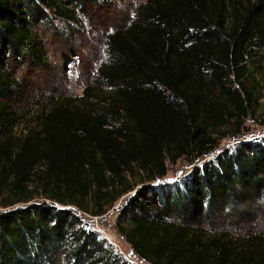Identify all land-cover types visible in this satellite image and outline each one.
I'll list each match as a JSON object with an SVG mask.
<instances>
[{"label": "trees", "instance_id": "obj_1", "mask_svg": "<svg viewBox=\"0 0 264 264\" xmlns=\"http://www.w3.org/2000/svg\"><path fill=\"white\" fill-rule=\"evenodd\" d=\"M111 1L0 0V138L23 115L18 71L50 66L44 33L59 36L56 20L98 17ZM106 52L81 97L54 99L37 116L35 137L27 135L18 151L0 149L11 191L18 190L8 205L23 202L0 211V264H132L73 207L91 213L83 200L94 193L99 206L92 213L102 214L109 194L103 188L123 184L135 165L146 174L144 185L123 207L118 231L139 258L264 264V232L233 240L203 227L256 219L264 134L219 152L178 182L149 184L167 174V159L206 156L221 128L233 119L236 132L244 126L252 67L263 64L264 0H143L129 25L107 36ZM31 182L43 200L32 201ZM132 190L124 183L114 199Z\"/></svg>", "mask_w": 264, "mask_h": 264}, {"label": "rangeland", "instance_id": "obj_2", "mask_svg": "<svg viewBox=\"0 0 264 264\" xmlns=\"http://www.w3.org/2000/svg\"><path fill=\"white\" fill-rule=\"evenodd\" d=\"M142 1L112 0L102 9V15L98 17L95 15L94 18L90 19L84 14H78V23L55 21L62 34L56 36L57 33L48 30L42 39L50 66L46 68V71L43 69L36 70L37 67L34 65L25 66L18 71L21 82L24 84L22 91L26 97L25 100H20L23 102L18 106V110L23 112V115L19 124L12 131L0 138V149L8 146L18 151L27 135L32 134L35 137L39 131L38 124H36L37 116L54 99H74L83 95L84 88L94 83L98 68L103 63L104 58L107 57V36L116 28L128 26L133 17L134 8ZM73 48L80 55H74ZM64 52H69L71 58L65 60ZM261 56L263 64L259 62L258 65L252 67L253 74L251 82L248 84L253 89L254 94L252 95L249 114L239 132H236L238 125L233 119L228 126L221 128V133L215 135L218 139V146L213 153L201 158H197L195 155L188 158L182 156L175 163L167 159V174L149 182V184L178 182L194 168L202 166L219 152L234 147L241 140L264 134V53ZM223 133L226 134L219 138V135H223ZM40 168L42 169V167ZM2 169L3 164L0 163V211L14 208L23 203L8 205V201L16 197V194L13 193L18 190L13 187V191H11L10 186L13 177L10 173L3 172ZM145 177L146 174L140 170L138 165L134 166L133 171L126 172L123 178L124 183L133 186L134 190L125 193L116 200L114 197L124 187V183L122 184L120 179L116 181L115 185L103 188L102 193L109 194L101 200L103 211L100 215L95 216L92 213L99 206L94 193L83 200V205L90 209L91 213L82 211L76 206L73 207L90 226L99 230L113 244L114 248L132 264L150 263L139 258L134 252L126 238L118 231V222L122 216L123 207L129 202L135 191L144 185L142 181ZM106 178L111 181L109 173L106 174ZM30 184L29 189H33L30 194L33 196L32 201L43 200L44 195L41 194V187L38 186L36 190L37 183L31 182ZM203 227L208 235L228 233V236L233 240L249 233L264 232V200H262L261 207L257 211L256 219L251 223L223 219L215 227Z\"/></svg>", "mask_w": 264, "mask_h": 264}]
</instances>
